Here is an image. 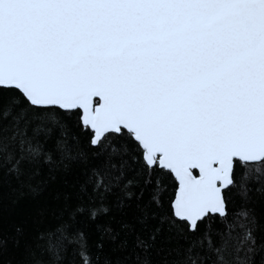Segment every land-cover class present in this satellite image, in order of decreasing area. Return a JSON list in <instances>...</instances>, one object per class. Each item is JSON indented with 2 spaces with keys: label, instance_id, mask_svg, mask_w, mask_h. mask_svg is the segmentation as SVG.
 I'll list each match as a JSON object with an SVG mask.
<instances>
[{
  "label": "snow or ice",
  "instance_id": "6c2138e0",
  "mask_svg": "<svg viewBox=\"0 0 264 264\" xmlns=\"http://www.w3.org/2000/svg\"><path fill=\"white\" fill-rule=\"evenodd\" d=\"M131 165L145 186L158 177L137 206L148 235L136 236V264H153L165 230L175 243L164 264H252L264 0H0V193L11 177L34 198L53 189L71 201L55 225L17 229L24 264H100L118 238L97 223L111 215L108 197L122 193L120 208L143 197ZM161 173L176 181L167 212ZM69 178L74 194L55 190ZM233 190L241 205L230 210ZM81 218L94 226L95 253ZM7 243L0 228V256Z\"/></svg>",
  "mask_w": 264,
  "mask_h": 264
},
{
  "label": "trees",
  "instance_id": "16d2710c",
  "mask_svg": "<svg viewBox=\"0 0 264 264\" xmlns=\"http://www.w3.org/2000/svg\"><path fill=\"white\" fill-rule=\"evenodd\" d=\"M131 167L133 170L128 172V177L138 181V187L134 190L136 193L143 192V197L140 200L126 201L123 208L118 206L117 196H122V193L118 190L115 195L108 197L107 204L111 210V215L101 218L97 223H112L118 231V238L114 243L105 242L103 253L100 254V264H103L106 256L110 257L114 264L117 260L120 264H136L135 257L140 251L135 247L136 236L137 234H142L147 238L148 235V232H140L142 226L137 223L139 215L137 206L149 201L150 196L155 191V181L158 177L153 176L152 180L154 183L145 186L144 175H136L135 170L138 165H131ZM159 178L162 187L161 199L164 205L161 211L167 212L168 205L171 199L174 198L176 181L173 176H165L163 173L160 174ZM237 179H239V172H237ZM73 181L74 178H69L67 187L57 185L55 190L62 194H74L75 188L71 186ZM251 186L256 190L252 192L247 206L254 211L259 221L256 231L257 249L252 256V264H264V195H261L259 191L264 185L253 183ZM229 195V209L235 210L239 208L241 201L235 195V190ZM70 203L71 201L66 202L63 199V195L61 199H55L53 189H49L48 192L40 197L34 198L26 190L23 192L19 191L15 181L11 177H6L2 193H0V228H2L3 235L8 240V243L2 256H0V264H24V240L22 239L20 246L17 247L12 239L17 236V229H21L25 237H27L34 234L39 228L55 225L61 215H67L66 208ZM41 212L43 216L38 215ZM125 222L134 225V230L121 231L120 224ZM77 226L86 228L92 234L90 244L93 246L92 250L95 253L97 251L95 248L97 237L94 234V226L88 224L84 218H81V222ZM149 231H151V228H149ZM167 237L168 233L166 230L157 236L151 256L153 264H164L166 259L170 261L173 258L168 255V250L174 246L175 241L169 244ZM125 241L127 242L126 246H122ZM141 255L143 254L141 253Z\"/></svg>",
  "mask_w": 264,
  "mask_h": 264
}]
</instances>
